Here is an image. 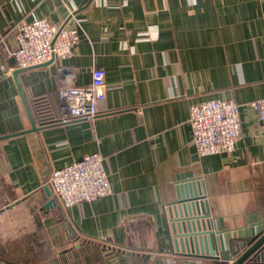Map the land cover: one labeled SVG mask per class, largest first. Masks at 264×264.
Segmentation results:
<instances>
[{
	"label": "crops",
	"instance_id": "obj_1",
	"mask_svg": "<svg viewBox=\"0 0 264 264\" xmlns=\"http://www.w3.org/2000/svg\"><path fill=\"white\" fill-rule=\"evenodd\" d=\"M69 10L81 26L70 53L17 68L10 28L40 17L59 25ZM92 65L104 67L106 81L92 121L0 142L5 264H28L34 250L53 253L37 264H68L71 252L84 250L82 239L95 242L84 264L177 263L175 253L189 252L173 249L168 225L183 175L196 178L220 233L242 232L258 218L264 135L250 103L264 97V0H0V135L32 127L30 94L55 90L63 78L86 83ZM210 99L239 105L241 133L231 152L200 156L189 107ZM91 152L102 154L111 191L66 207L49 175Z\"/></svg>",
	"mask_w": 264,
	"mask_h": 264
},
{
	"label": "built area",
	"instance_id": "obj_2",
	"mask_svg": "<svg viewBox=\"0 0 264 264\" xmlns=\"http://www.w3.org/2000/svg\"><path fill=\"white\" fill-rule=\"evenodd\" d=\"M10 29L14 34V44L8 55L17 68L26 69L70 53L81 26L73 11L69 10L68 19L59 25L40 17L30 21L21 19ZM89 76L86 83L77 84L61 79L57 87L60 123L72 119L92 121L96 117L97 103L104 99L106 93L104 67L92 65ZM250 105L257 112L264 135V97ZM188 120L192 141L200 156L231 152L241 133L239 105L231 99H210L192 104ZM102 160L101 153L91 152L51 171L48 185L64 206L93 201L110 193ZM252 230L261 231L257 216L250 217L243 231ZM238 233L230 234L237 236ZM172 263L176 264V261Z\"/></svg>",
	"mask_w": 264,
	"mask_h": 264
},
{
	"label": "water",
	"instance_id": "obj_3",
	"mask_svg": "<svg viewBox=\"0 0 264 264\" xmlns=\"http://www.w3.org/2000/svg\"><path fill=\"white\" fill-rule=\"evenodd\" d=\"M18 69L13 72L16 79ZM17 82V79H16ZM18 87L20 88L18 82ZM25 109L32 127L23 131L0 135V140L28 131L36 130L27 103ZM45 191L50 190L45 186ZM176 200L170 213L168 232L170 243L174 250L189 252L208 259L210 264H248L252 260L256 264H264V232L242 231L237 236L220 233L217 228H212L208 219L209 213L204 195L200 192V185L191 175H183L175 183ZM55 200L50 198L47 206L54 205ZM245 237L247 243L241 254L234 255L229 248L231 237ZM6 261L0 258V264Z\"/></svg>",
	"mask_w": 264,
	"mask_h": 264
},
{
	"label": "trees",
	"instance_id": "obj_4",
	"mask_svg": "<svg viewBox=\"0 0 264 264\" xmlns=\"http://www.w3.org/2000/svg\"><path fill=\"white\" fill-rule=\"evenodd\" d=\"M32 120L36 129L47 128L55 124H59V107H58V92L55 90L40 91L29 95L27 102ZM3 140V139H2ZM0 140V142L2 141ZM256 200L258 203V220L261 231L264 232V175L257 178L255 187ZM83 245L89 247L95 244L89 239H82ZM247 239L245 237H231L229 239V248L232 254H241L245 248ZM101 245V244H100ZM35 259L29 261L28 264H37L38 262L52 257L53 253L50 250L39 252L34 250ZM176 264H210L208 259L199 255L175 253ZM257 261L252 260L248 264H256Z\"/></svg>",
	"mask_w": 264,
	"mask_h": 264
},
{
	"label": "rangeland",
	"instance_id": "obj_5",
	"mask_svg": "<svg viewBox=\"0 0 264 264\" xmlns=\"http://www.w3.org/2000/svg\"><path fill=\"white\" fill-rule=\"evenodd\" d=\"M84 247V250L82 251V250H77V251H75L74 252V254H76L77 256L76 257H73L72 255H73V252H71L69 255H68V258H67V260H69V261H75L76 260V262H80V263H82L83 262V259L85 258V256H87V255H89V251L91 250L92 251V255H93V252H95V249L93 250V248H91V247H88V246H83ZM96 249H101V247L99 248V247H96ZM98 251V250H97ZM101 251V254L103 253V252H106V253H108V251H107V249H101L100 250ZM108 254H111V253H108ZM82 256V258H80ZM69 261H67V263L69 264ZM66 263V262H65ZM83 264H84V262H83Z\"/></svg>",
	"mask_w": 264,
	"mask_h": 264
}]
</instances>
